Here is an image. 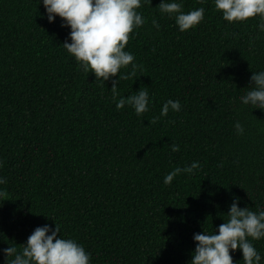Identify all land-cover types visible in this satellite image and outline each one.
Masks as SVG:
<instances>
[{"label":"trees","instance_id":"trees-1","mask_svg":"<svg viewBox=\"0 0 264 264\" xmlns=\"http://www.w3.org/2000/svg\"><path fill=\"white\" fill-rule=\"evenodd\" d=\"M160 3L143 5L147 22L125 49L144 70L121 81L120 95L150 94L137 117L116 109L112 80L78 68L63 48L70 29L48 22L42 0H0V264L3 249L55 223L91 264H190L193 235L224 223L234 199L264 208V110L239 99L264 70L258 20L229 24L212 0H183L185 12L203 6L205 19L181 33ZM168 99L182 110L151 124ZM193 161L198 172L164 184ZM253 243L264 257V239ZM230 254L243 264L239 249Z\"/></svg>","mask_w":264,"mask_h":264},{"label":"clouds","instance_id":"clouds-1","mask_svg":"<svg viewBox=\"0 0 264 264\" xmlns=\"http://www.w3.org/2000/svg\"><path fill=\"white\" fill-rule=\"evenodd\" d=\"M206 2L199 0L202 5ZM212 3L215 11L229 24L257 19L256 38L259 33H264V0H212ZM42 4L49 23L59 17L61 27L70 29L63 48L74 57L78 68L83 73H93L95 81L103 84L112 80L110 91L116 109L128 106L137 117L148 112L150 94L147 87H141L127 97L120 95L118 89L121 81L136 78L138 72L144 70L142 64L135 62L134 54L125 49L130 36L147 22L140 9L144 4L151 5L152 0H42ZM183 8V0H161L158 5L159 13L174 20L181 33L195 29L205 19L203 6L188 12ZM151 23L159 32V22L154 18ZM117 74L118 79H113ZM249 86L250 90L239 98L240 102L264 110V70L252 73ZM181 110L178 99H168L161 107L160 116L149 122L155 124L170 111L179 113ZM234 129L237 135L244 134V126L238 120ZM170 148L172 152L180 151V146L175 143ZM3 166L0 161V168ZM200 169L199 161L183 168L175 167L165 175L163 182L171 185L177 176H192ZM6 183L7 178L0 176V185ZM5 195L6 192L0 189V197ZM238 204L239 199H234L226 214L227 220L211 233L203 229L193 235L195 250L190 264H233L230 253L237 249L242 252L243 264H262L264 257L253 242L264 239V208L253 211ZM22 246L18 249L12 245L2 250L5 264H91V253L76 239L62 237L57 223L54 228L48 224L36 227Z\"/></svg>","mask_w":264,"mask_h":264}]
</instances>
